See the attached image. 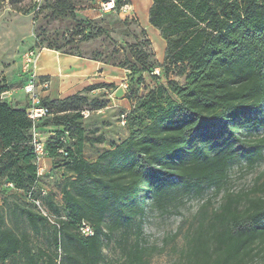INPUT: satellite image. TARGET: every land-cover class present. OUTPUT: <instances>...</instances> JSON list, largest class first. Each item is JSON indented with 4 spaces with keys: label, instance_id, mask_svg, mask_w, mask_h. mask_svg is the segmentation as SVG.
<instances>
[{
    "label": "trees",
    "instance_id": "obj_1",
    "mask_svg": "<svg viewBox=\"0 0 264 264\" xmlns=\"http://www.w3.org/2000/svg\"><path fill=\"white\" fill-rule=\"evenodd\" d=\"M114 1V9L129 3ZM151 2L149 23L166 42L164 61L151 65L155 53L141 50L136 64L142 68L134 71L143 80L178 71L185 83L169 80L147 89L141 80L135 96L127 87L131 109L121 117L128 136L100 151L94 162L84 158L85 146L105 139L91 136L99 130L88 131L90 116L83 113L107 109L91 100L92 92L115 87L42 98L39 107L49 114L33 121L30 105L4 100L11 86L0 84V264H103L106 242L132 232L135 241L123 248L124 264H149L157 248L140 239L148 209L179 213L187 200L211 189L218 195L235 163L253 170L264 161V0ZM40 3L34 0L33 7L41 10ZM146 41L152 47L147 35ZM118 67L127 80L133 75L124 64ZM34 131L50 135L46 141L40 137L46 158L64 170L61 203L42 188L46 174L39 175ZM7 211L34 236L46 231L49 248H36L27 230L9 228ZM83 223L92 227V236L80 233ZM197 224L176 264H264V186L228 193Z\"/></svg>",
    "mask_w": 264,
    "mask_h": 264
},
{
    "label": "rangeland",
    "instance_id": "obj_2",
    "mask_svg": "<svg viewBox=\"0 0 264 264\" xmlns=\"http://www.w3.org/2000/svg\"><path fill=\"white\" fill-rule=\"evenodd\" d=\"M42 1L41 10H37V7H33L34 0H0V84L6 83L17 93L25 94L23 88L28 79L24 72L26 54L31 51L38 53L49 47L66 54L97 59L114 67L124 64L133 73L132 76H128V80H118L116 84L109 85L117 87L113 92L102 89L92 94L96 97L91 100L101 101L103 106H109L102 111L91 112L90 117L86 118V123L92 125L88 131L95 128L99 130L91 136L95 139L104 136L105 139L101 143H96L95 147L88 143L85 146L84 158L94 162L100 151L120 144L128 136L126 128L120 122L125 108L113 107L112 98L115 102L123 98L128 99L127 87L133 93L132 96L138 93V85L143 79L138 70L134 71V68L139 70L142 68L136 64L137 52L141 50L147 54L154 52L160 59L165 41L159 31L149 23L151 0H129L130 8L114 9L109 12L102 9L104 0H46L44 4ZM144 27L147 28L153 47L146 45V33L142 31ZM153 58L154 55L149 60L151 65L160 66L163 63ZM169 80L184 84L185 76L179 75L178 71H172L171 74L158 79L146 76L143 82L147 89H153L159 85L167 86ZM119 89L125 91L123 98L115 96ZM93 124L96 125L94 128ZM40 136L46 141L50 135L44 133ZM43 164L41 166L46 175L41 181L42 188L61 203L64 170L59 164L52 165V168L49 166L48 169ZM255 186H264V161L253 170L247 169L244 163H235L218 195L215 196V191L211 189L202 198L187 200L179 209V213L175 210L165 213L148 209L146 217L142 220L143 235L140 239L142 243L157 248L150 256L149 264H176L181 250L186 245L185 236L198 225L197 221L201 219L203 212L216 210L228 193L238 194ZM2 199L0 195V205ZM8 201L13 202V198L10 197ZM6 222L9 228L18 233L27 230L32 235L36 248H49L46 231L43 232L45 235L34 236L27 223L17 221L10 216L9 211L6 213ZM176 233L178 237L175 239ZM134 241L133 232L127 239L121 233L115 234L112 240L105 244L103 264H124L123 248Z\"/></svg>",
    "mask_w": 264,
    "mask_h": 264
},
{
    "label": "crops",
    "instance_id": "obj_3",
    "mask_svg": "<svg viewBox=\"0 0 264 264\" xmlns=\"http://www.w3.org/2000/svg\"><path fill=\"white\" fill-rule=\"evenodd\" d=\"M146 29L144 27L143 31H145L147 39L150 40L153 47V42L149 39ZM165 50L166 42L162 58L158 59L156 56L158 62L164 61ZM32 69L33 74L38 78H46L47 88L43 90L42 98L49 101L62 100L72 95L83 94L86 89L94 85H114L118 80L123 81L126 79V71L122 68L104 64L93 58L66 54L49 49H42L37 53V60ZM115 88L117 89V87ZM113 90L115 89H110L112 92ZM98 91L100 92V90H97L92 93L96 94ZM2 98L18 107H25L29 104V98L26 94L21 95L20 92L17 93L12 89L3 94ZM112 104L113 107L125 108V111L131 109V102L127 98L117 100V102L112 98ZM43 163L46 169L49 166L52 168V159L46 158Z\"/></svg>",
    "mask_w": 264,
    "mask_h": 264
},
{
    "label": "built area",
    "instance_id": "obj_4",
    "mask_svg": "<svg viewBox=\"0 0 264 264\" xmlns=\"http://www.w3.org/2000/svg\"><path fill=\"white\" fill-rule=\"evenodd\" d=\"M37 2H41L42 0H35ZM115 8V1L111 0L109 2L103 3L102 4V9L105 12H109L114 10ZM125 9L130 8L129 5H125ZM25 66H24V72L27 74L28 79L27 83L24 86V92L29 98V105L30 108L28 109V116L31 120L36 121L38 119H41L43 117H46L49 114L48 109L39 107L41 104V99H42V92L47 88L46 82H40L39 78L33 74V69L37 60V53L34 51L29 52L25 56ZM32 69V70H31ZM32 73V74H30ZM156 74H159V70H156ZM85 118H88L90 116L89 112L83 113ZM121 124L122 126L125 125V120L124 116L121 118ZM35 152H36V157H37V164L39 167V175L42 176L44 174V169L42 168V163L46 159V153H45V148L44 144L40 139V135L37 131H34V140H33ZM40 212L47 216L46 212L41 208L40 204L37 202L36 203ZM80 233L83 236H92L94 234V231L92 227L87 224L83 223L80 226Z\"/></svg>",
    "mask_w": 264,
    "mask_h": 264
},
{
    "label": "water",
    "instance_id": "obj_5",
    "mask_svg": "<svg viewBox=\"0 0 264 264\" xmlns=\"http://www.w3.org/2000/svg\"><path fill=\"white\" fill-rule=\"evenodd\" d=\"M115 96H116L117 98H123V97L125 96V91H124L123 89H119V90L116 92Z\"/></svg>",
    "mask_w": 264,
    "mask_h": 264
}]
</instances>
